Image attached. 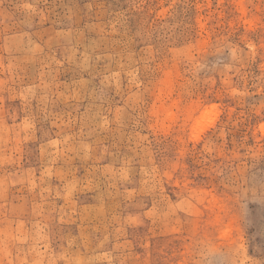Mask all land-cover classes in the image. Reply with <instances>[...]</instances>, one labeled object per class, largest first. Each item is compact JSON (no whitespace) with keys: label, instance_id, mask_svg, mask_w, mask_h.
Listing matches in <instances>:
<instances>
[{"label":"rangeland","instance_id":"1","mask_svg":"<svg viewBox=\"0 0 264 264\" xmlns=\"http://www.w3.org/2000/svg\"><path fill=\"white\" fill-rule=\"evenodd\" d=\"M0 264H264V0H0Z\"/></svg>","mask_w":264,"mask_h":264}]
</instances>
